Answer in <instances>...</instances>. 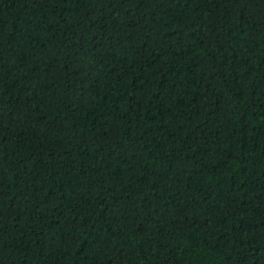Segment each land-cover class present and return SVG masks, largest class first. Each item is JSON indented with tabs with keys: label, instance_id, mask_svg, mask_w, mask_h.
<instances>
[{
	"label": "trees",
	"instance_id": "trees-1",
	"mask_svg": "<svg viewBox=\"0 0 264 264\" xmlns=\"http://www.w3.org/2000/svg\"><path fill=\"white\" fill-rule=\"evenodd\" d=\"M0 264H264V0H0Z\"/></svg>",
	"mask_w": 264,
	"mask_h": 264
}]
</instances>
